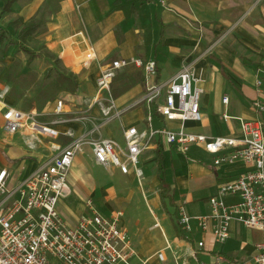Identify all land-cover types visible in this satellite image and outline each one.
Listing matches in <instances>:
<instances>
[{"label": "crops", "instance_id": "1", "mask_svg": "<svg viewBox=\"0 0 264 264\" xmlns=\"http://www.w3.org/2000/svg\"><path fill=\"white\" fill-rule=\"evenodd\" d=\"M261 3V10L254 14L253 0H16L9 12L2 13L1 0L0 26L8 29L13 37L17 31L9 24L18 18H35L40 24L31 41L32 45H28L37 57L28 64L29 56L25 53L27 59L20 62L21 66L17 69L13 67L16 57L18 53L24 52L13 46L0 72V171L7 169L9 188L18 187L66 147L73 140L65 134L67 130L71 129L75 137L87 131L92 138L112 139L124 148L113 133L114 124H117L122 138L124 127L134 126L138 130L181 127L180 121H167L159 112L155 113L156 104V107H148L146 104L133 106L119 118L103 122L99 107L92 105L91 101L96 93L102 66L116 59L155 61L160 78L158 82L161 83L175 75L183 63L194 65L204 79L200 98L203 119L200 122H185L183 126L188 132L241 138L243 133L239 118L259 119L264 127V110L259 111L254 107L257 100L264 104V1ZM206 21L214 24H207ZM230 34L235 38L239 36V41L244 44L243 50L233 47L235 38H230ZM215 35L223 37L216 40ZM207 41L215 42L208 47H201ZM43 50L57 58L62 68L76 75L80 83L76 93L64 91L45 97L41 92L30 90L45 69L52 66L44 64V56L47 54ZM11 67L15 68L14 72L9 71ZM33 77L35 79H31ZM120 77L125 79V84H120L123 83ZM144 77V70L133 65L118 71L112 84V93L120 110L143 98L146 89ZM258 81H261L260 85ZM225 97L229 99L227 104L223 102ZM59 100L64 102V106L63 113L57 115L55 108ZM161 102L163 98L157 103ZM7 107L35 112L40 122L50 123L57 118L65 119L66 122L56 125L60 131L58 137L40 136L34 142L35 146L30 147L28 140L32 132L29 129L10 133L4 128L3 114ZM75 111H85L93 117V121L84 125L83 122L72 120ZM225 114L229 116L228 119L224 118ZM149 115L151 121L148 120ZM127 118L130 119L127 121ZM96 125L100 126L99 131L94 130ZM213 159L214 155L200 146H194L188 154H183L158 136L142 153L138 167L143 174L148 168L158 167V178L162 167L172 198V205H164L161 195L158 196V205L154 202L156 206L163 207L162 221L170 234L165 231L162 221L156 218L158 221L151 228H159L163 239L157 243L149 257L164 252L167 261L175 264L174 254H178L182 260L196 264L193 258L194 255L198 256L196 245L179 230L178 205L184 203L193 216L209 213V198L216 194L218 182L253 170V166L243 162L215 169L212 166ZM168 162L173 168L170 178L167 175ZM98 168L107 172L114 169L120 171L116 166L98 165L89 147L85 145L76 154L69 173L70 192L58 204L60 215L67 226L77 224L82 215L90 212V201L105 217L118 212L110 211L109 202L115 196L108 186L110 172L98 173ZM131 173H134L133 169L127 175ZM237 200L238 197L225 199L227 203ZM122 222L124 224L123 217ZM155 224L159 226L155 227ZM262 236L263 232L258 228H247L233 222L230 238L224 247L230 241H238L243 247H250L253 251L249 256L254 264L255 245L261 241ZM192 237L200 239L202 235L196 233ZM205 238L213 251L211 235ZM167 241L171 249H167ZM217 254L229 256L221 248L212 252V263ZM149 257L144 260L146 263ZM134 258L142 260L138 254Z\"/></svg>", "mask_w": 264, "mask_h": 264}, {"label": "built area", "instance_id": "2", "mask_svg": "<svg viewBox=\"0 0 264 264\" xmlns=\"http://www.w3.org/2000/svg\"><path fill=\"white\" fill-rule=\"evenodd\" d=\"M135 66L144 70V82L147 93L141 100L128 108L120 110L112 93V84L121 68ZM155 61L140 58L116 59L102 66L97 80V89L92 105L99 107L103 122L119 118L133 106L146 104L161 96L157 110L167 121H180L179 129L161 127L138 130L134 126L123 128L125 147L108 138L95 139L86 131L75 137L70 129L65 132L73 140L50 161L34 171L16 188H9L7 169L0 171V264H132L137 256L130 235L122 222L123 213L116 212L110 217L103 216L94 203H88L90 212L82 215L73 226H67L60 215L58 204L69 192L68 177L76 154L87 145L95 162L104 167L116 166L122 174L134 170L136 177L143 178L138 167L142 153L150 142L159 137L167 144L174 145L181 153L188 154L192 147L200 146L214 155L212 166L243 162L253 166V170L244 172L235 178L220 181L217 192L209 198L210 212L190 215L184 203L177 207V220L180 229L188 235L187 239L195 243L199 252L212 254L205 236L211 235L213 244L226 242L231 235V225L238 222L247 228H258L263 236L253 256L254 264H264V130L261 120L239 118L243 136H207L188 132L183 124L187 121L200 122L203 114L200 98L203 93L204 79L192 63H183L181 69L169 80L157 83ZM258 85L261 81L257 82ZM160 98V99H161ZM228 97L223 98L225 104ZM64 102L59 100L55 114L63 113ZM254 107L264 110L261 101H255ZM72 120L93 121L85 111L72 113ZM4 128L15 133L29 129L32 135L28 143L34 147L40 136L56 138L60 135L57 124L66 122L57 118L54 122H40L35 112H25L16 107H7L3 114ZM228 119V115H224ZM148 120L151 121L150 115ZM100 126L94 130L99 131ZM226 197H238L233 203H227ZM159 224H155L158 227ZM200 233V239H194ZM167 241V249H171ZM214 263L221 264L225 258L214 255ZM161 262H166L164 252H158ZM175 264H190L174 254ZM196 264H206L197 255ZM146 264V261L142 262Z\"/></svg>", "mask_w": 264, "mask_h": 264}, {"label": "rangeland", "instance_id": "3", "mask_svg": "<svg viewBox=\"0 0 264 264\" xmlns=\"http://www.w3.org/2000/svg\"><path fill=\"white\" fill-rule=\"evenodd\" d=\"M1 1V0H0ZM262 0H253L255 3L253 5V13L257 14L261 10V6L263 3H261ZM264 1V0H263ZM207 24H214L211 21H206ZM261 23V21H260ZM204 24V22H202ZM229 34V32L227 33ZM222 36V35H221ZM221 36L217 37V35L214 36V39L221 40ZM230 38L232 37V34L228 35ZM227 36V37H228ZM16 37V36H15ZM223 37V36H222ZM235 38V37H234ZM209 41L205 42L201 45V47H208L212 45L214 42L208 43ZM31 42L29 43V45ZM32 45V44H31ZM234 48L240 49L244 47V44H242L239 41L238 38H235L234 41ZM240 51V50H238ZM19 52V50L17 51ZM45 54H47L46 50H43ZM19 56L16 57L14 66L18 69V66L20 65V62L25 61L27 59V55L25 53H18ZM49 56H44V64L51 65L52 63V56L50 53H48ZM210 55V54H209ZM11 61V60H10ZM4 59H0V72L4 68ZM109 63V62H108ZM107 64V63H106ZM11 67L9 71H13L14 69ZM44 76V78H43ZM31 79H35L34 77ZM98 80V79H97ZM120 84H125V79L120 77ZM51 81L52 78L45 77V72H43L42 77L39 79L38 82H36L34 85L31 86L32 91L36 92H42L45 91V97H51L53 95V90H51ZM156 81V78H155ZM157 83H160L156 81ZM30 87V86H29ZM146 88V86H145ZM147 88L145 89L144 95L147 93ZM16 97V96H15ZM161 96L157 99H154V103L151 104V107L153 105H158V101L160 100ZM130 118H127V121ZM126 120V117H125ZM114 135L115 137L120 141L123 147H125V143L123 142V138L121 136L120 130L117 127V124H114ZM117 127V129H116ZM112 128V127H111ZM170 162L167 163L169 168V173H167L168 177L170 178V175L173 173V168L171 167ZM147 165V164H146ZM147 167V166H146ZM98 173H109L110 172V182L109 185L112 188V192L115 195L112 200H110V211H121L123 213V220L124 225L130 235L132 244L134 249L136 250L137 254L142 258V260H139L138 258H133L131 260L132 264H141L144 260L149 257V255L152 253L153 249H155V246L157 243L162 241V233L159 228H151V226L156 223L158 218L160 221H162L163 216V207L156 206L155 203L158 205V196H160V190L161 185L159 178L157 176L158 167L155 168H148L145 170V173L143 174L142 179H138L135 177L134 173H131L130 175H123L119 170L114 169L110 170L109 172L105 171L104 169H96ZM96 172V173H97ZM97 173V174H98ZM97 200H99V197H97ZM155 202V203H154ZM102 204V203H101ZM162 225L165 229V231L170 234V230L166 227V224L162 221ZM226 243H219L213 245V252L219 251L221 248L228 253L229 256H224L226 261H223L221 264H248L252 261L250 260V253H252V249L250 247H243L240 242L238 241H230L228 245L224 247ZM145 245V246H144ZM146 247V249H145ZM148 250L146 253L145 251ZM140 251V252H139ZM167 255H169V252H165ZM198 257L200 260L206 264H217L211 262V255H205L201 252H197ZM168 260V259H167ZM146 264H172L169 261L161 262L159 258L156 255H153L152 257L148 258V261Z\"/></svg>", "mask_w": 264, "mask_h": 264}, {"label": "trees", "instance_id": "4", "mask_svg": "<svg viewBox=\"0 0 264 264\" xmlns=\"http://www.w3.org/2000/svg\"><path fill=\"white\" fill-rule=\"evenodd\" d=\"M16 0H3L1 12L7 13L11 10L12 4ZM10 27L14 28L17 31L16 37H13L8 29L0 26V59H5L8 56L9 49L11 47H18V49L26 53L28 58V64H31L32 61L37 57L36 52H34L28 45L32 41L34 35L38 32L40 27L39 22L35 18L29 20H24L23 18H18L9 24ZM49 52H47V55ZM52 66L45 69V77L52 78L51 81V90L54 93L58 94L60 92H70L76 93L80 87V83L76 78V75L60 66V61L53 57ZM158 73V72H157ZM159 75L156 76V81H158ZM45 95V91L41 92ZM49 97V96H48ZM154 106V105H153ZM156 107V105H155ZM155 113H158L157 107L155 108ZM159 178L161 181V200L164 205L171 204L172 198L170 197V186L165 181L163 176L162 167H160ZM180 232L183 231L180 229Z\"/></svg>", "mask_w": 264, "mask_h": 264}]
</instances>
